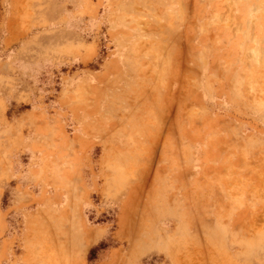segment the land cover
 I'll return each mask as SVG.
<instances>
[{
	"label": "rangeland",
	"instance_id": "1",
	"mask_svg": "<svg viewBox=\"0 0 264 264\" xmlns=\"http://www.w3.org/2000/svg\"><path fill=\"white\" fill-rule=\"evenodd\" d=\"M83 207L101 264H264V0H0V264H87Z\"/></svg>",
	"mask_w": 264,
	"mask_h": 264
},
{
	"label": "crops",
	"instance_id": "2",
	"mask_svg": "<svg viewBox=\"0 0 264 264\" xmlns=\"http://www.w3.org/2000/svg\"><path fill=\"white\" fill-rule=\"evenodd\" d=\"M90 83H96V81H92ZM96 146V145H95ZM108 152L107 147H103L102 151L100 152L98 159H102L104 160L106 158V153ZM89 173L90 170H88ZM94 172L96 173V177L93 178L92 176H90L89 179V183H90V189L92 190V192H96L98 195H102L103 196V190L106 187V185L104 184V182L101 179V175L99 172H101V168L100 166L96 165V167L94 168ZM94 179V181L92 180ZM132 191H130V189H127L126 193H131ZM107 196V195H106ZM127 198V197H126ZM124 202H121L119 205V209H118V213H117V222L118 224L120 223H124L126 225H133L136 224V222L130 221V219L127 217V213L129 210V205L128 203L125 202V200H123ZM49 208L48 205L45 206H38V208L34 209L24 220V227L21 233L22 238L24 239V243H23V248L18 251L17 253H22V255L25 257L26 253H37L34 251L33 248H35L32 244L33 242V236H34V232L32 235V231L34 228L33 225V221L34 219H36L35 217L37 215H39L41 213L42 210H47ZM55 210L57 211V213L55 215H58V219H57V224L54 226H51V231L53 232V237L56 240H59V242H61V248L64 249L66 248V250L69 248L70 244L69 241H71L72 239V234L69 233L66 230V227L69 226V221L73 222V212H72V208L69 206L68 202H62V204L56 206ZM78 220H77V224L82 225L84 228H86L87 230H89L90 232H93L94 236H96L97 233L98 236L97 238L94 239L93 237V241L91 242V244L87 245L84 250H83V255H82V260H84V263H89L88 260V254L90 252V249L98 244L101 240H103L104 238H106V236L108 235V233L110 232V222H103V223H96V224H90L89 223V218L87 217V214L85 212V208H82V212L78 213ZM171 224V222H174V218H169L168 219ZM130 222V223H129ZM169 224V225H170ZM119 232V228L114 230V234L117 237ZM14 238L13 236H10L9 239ZM28 238V243L26 242V239ZM118 238V237H117ZM4 241L3 239L1 240V242ZM64 247V248H63ZM118 249V246H110L108 248H105V250L102 253H105L104 258L101 260H97L96 262H94L93 264H101V261H108L111 259V253H115V250ZM102 261V262H103Z\"/></svg>",
	"mask_w": 264,
	"mask_h": 264
},
{
	"label": "trees",
	"instance_id": "3",
	"mask_svg": "<svg viewBox=\"0 0 264 264\" xmlns=\"http://www.w3.org/2000/svg\"><path fill=\"white\" fill-rule=\"evenodd\" d=\"M89 218V221H93L92 218L90 216H88ZM103 222H107V220H97V221H93L94 224L96 223H103ZM104 240V239H103ZM101 240L98 244L94 245L91 249H90V252L88 254V260L89 262H96L98 260V257L96 256V253L98 251V249H103L105 248L106 246H104V241ZM112 246H115V245H112ZM110 247V246H109Z\"/></svg>",
	"mask_w": 264,
	"mask_h": 264
}]
</instances>
